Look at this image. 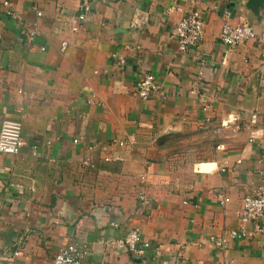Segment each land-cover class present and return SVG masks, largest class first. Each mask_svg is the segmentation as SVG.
<instances>
[{
	"label": "crops",
	"instance_id": "crops-1",
	"mask_svg": "<svg viewBox=\"0 0 264 264\" xmlns=\"http://www.w3.org/2000/svg\"><path fill=\"white\" fill-rule=\"evenodd\" d=\"M1 1L0 126L18 119L26 144L0 153V264H52L72 240L80 264H264V216L228 235L264 184V63L257 41L218 39L226 11L258 30L264 0H8L15 18ZM191 9L204 37L180 51L171 32ZM146 72L159 89L142 99ZM171 132L196 133L194 153L159 147ZM132 226L150 242L139 257L107 242Z\"/></svg>",
	"mask_w": 264,
	"mask_h": 264
},
{
	"label": "built area",
	"instance_id": "built-area-1",
	"mask_svg": "<svg viewBox=\"0 0 264 264\" xmlns=\"http://www.w3.org/2000/svg\"><path fill=\"white\" fill-rule=\"evenodd\" d=\"M1 5L4 7L7 15L14 18L17 17L10 1L2 0ZM174 10L181 11L180 7H176ZM37 14L40 15L41 13L38 11ZM229 18L230 12L226 11L223 14V24H221L218 35L219 41L228 47H235L246 40H255L259 45L261 60L264 63V23L257 30L247 21L233 24V22L229 21ZM175 24L171 36L176 40L180 51L196 46L202 41L205 23L198 9H191L188 13L181 15ZM158 89L159 84L153 74L146 72L137 77L135 92L140 98L147 99L157 92ZM201 108L202 111H205L208 106L207 104H202ZM254 119L255 115H252V120L255 121ZM236 120L235 115H228L225 120L220 122L219 126L214 128V132L220 133L222 129L227 128L230 123L234 124ZM211 122L210 117L204 114L200 127L203 130H208ZM25 144L26 141L22 135L21 122L18 119H4L0 126V153H17ZM219 147L220 145H217V148ZM81 163L90 164L87 157H83ZM216 196L220 203L228 201V197L221 192L216 191ZM143 199L144 197L142 196L141 200ZM236 216L239 227L238 229H231L229 231L228 235L230 239L243 237L255 231H261L260 221L264 216V184L258 185L252 193L243 196ZM117 224L116 222L113 223L114 226H117ZM206 240L208 243L214 244L219 248H222L226 243L225 237H216L214 235L209 236ZM107 242L135 257L142 256L150 246V242L142 237V232L137 226L128 228L121 236L110 239ZM87 249V246L82 241L72 240L58 249L53 256L52 264H80ZM6 252L9 256H17L20 250L9 247Z\"/></svg>",
	"mask_w": 264,
	"mask_h": 264
},
{
	"label": "rangeland",
	"instance_id": "rangeland-1",
	"mask_svg": "<svg viewBox=\"0 0 264 264\" xmlns=\"http://www.w3.org/2000/svg\"><path fill=\"white\" fill-rule=\"evenodd\" d=\"M197 137L198 135H196L194 132H171L169 135H165L158 139V146L161 148H170V150H173V153H177L178 155L182 154L184 157V152L189 154L192 152L194 153V148L197 146ZM197 159L199 160L196 162L206 160L201 159V157H197Z\"/></svg>",
	"mask_w": 264,
	"mask_h": 264
}]
</instances>
